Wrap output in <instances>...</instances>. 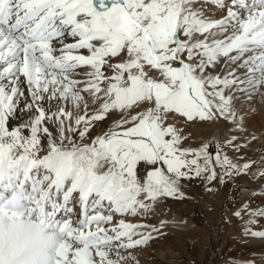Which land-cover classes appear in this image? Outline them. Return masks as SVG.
I'll return each mask as SVG.
<instances>
[{
  "label": "snow or ice",
  "instance_id": "1",
  "mask_svg": "<svg viewBox=\"0 0 264 264\" xmlns=\"http://www.w3.org/2000/svg\"><path fill=\"white\" fill-rule=\"evenodd\" d=\"M262 89L264 0H0V264H138L159 229L126 217L217 179L175 120L244 131L234 102ZM252 163L215 157L222 179Z\"/></svg>",
  "mask_w": 264,
  "mask_h": 264
},
{
  "label": "rangeland",
  "instance_id": "2",
  "mask_svg": "<svg viewBox=\"0 0 264 264\" xmlns=\"http://www.w3.org/2000/svg\"><path fill=\"white\" fill-rule=\"evenodd\" d=\"M108 119L97 124L96 127L92 129L89 137H95L107 130L112 122V120ZM181 119L184 123H187V126L181 130L184 137V145L196 149L202 148L205 145L208 146L207 151L212 156L213 160L211 166L216 168L217 179L213 180L211 183H208L203 178L195 177L190 180H183L180 185V190L185 194L184 198H168L156 203L154 207L170 210V212L173 213L174 219L180 217L183 220H191L194 225V230L200 232V237L195 240L193 238L174 240L172 244L170 243L172 248L169 247L165 249L160 246V243L166 246V244H168V241L165 240L167 235L174 236L176 232L168 231V233L167 231L160 230L162 232H157L152 238L153 240L158 238L156 244L151 245L150 248L149 241L146 245L138 248L149 253H152V249L160 248L164 253L166 250H169L170 252L166 251V253L172 256L169 258V260L172 261H168L167 264H236L237 262L264 264V244H247L240 238V236L244 234L246 221L249 219L248 213L243 212L242 218H237L234 215L237 210H241V206L246 202L250 205L251 209L264 208V201H260L262 204L261 206V204H259L260 202L255 200L252 201L251 198H247V195L250 196L255 193V190L253 191L254 188L250 184L255 182L248 178V173L222 179L223 170L218 165H215V157L227 152V156L235 163L243 164L250 160H246L243 153H240L238 157H235V159H237L234 161V155L239 153V151L237 152L233 148L227 146H225L226 148L220 146L217 124H213L214 127L212 130L216 132L212 133L214 136L210 137L209 134L206 135L201 130L203 124L212 120L187 121L184 118ZM214 120L215 121L212 123H218V119ZM183 122H180L181 125H184ZM89 137H87L84 142H89ZM75 138L78 139V137ZM252 162H254V160H252ZM254 163L251 165H254ZM229 189H234L233 191L236 195L234 199L230 198V200L227 198L226 191ZM241 192L243 193L241 194ZM226 199H228V201ZM140 216L142 219L146 218L145 215ZM258 218V222L255 223L252 228L254 230H264V224H262L263 217Z\"/></svg>",
  "mask_w": 264,
  "mask_h": 264
},
{
  "label": "bare ground",
  "instance_id": "3",
  "mask_svg": "<svg viewBox=\"0 0 264 264\" xmlns=\"http://www.w3.org/2000/svg\"><path fill=\"white\" fill-rule=\"evenodd\" d=\"M208 8L211 11V14L216 16L217 18L222 15V13L218 11H212V5H208ZM153 75L158 76V73H154ZM234 104H235L236 111L239 114H241L243 117L242 127L244 131L237 130V128L233 126V124L226 123L223 118L218 119L217 121L218 123H212L213 121H215L214 119L206 123L204 122L205 124L202 125L201 130L206 135L209 134L210 137L214 136L212 135V133L215 131H213L212 128L214 127L213 124H217L218 125L217 129H219L218 131L219 139L218 140L220 141V146L223 148L226 146L225 141L227 139H231L232 137L237 138L236 143L240 145L246 144V146L240 147L239 153H236L234 155V161L237 159V158L235 159V157H238L240 153H243L246 160H250V162L254 160L255 162L254 165H251V168L247 173H248V178H250L253 182H255V183H250L252 187L254 188L253 191L255 190V193L251 194L250 196L247 194L246 195H247V198L248 199L251 198L252 201L254 200L257 202L264 201V177H258V173L260 171H264V89L258 92H252L251 95H248V94L241 95L238 99L235 100ZM69 108L72 111L73 116L84 114V111L82 109H77L71 105L69 106ZM93 111H95L94 105L89 104L87 114L91 115ZM118 118L119 116L117 113H113L109 117V119L112 121ZM25 120H27L26 116L20 119H17V120L10 121V125L16 126ZM180 122H183L181 118H177L175 120V125L181 131L183 130L185 126H187V123L183 122L184 125H181ZM253 137L255 138L253 139ZM88 139H91V137H89ZM245 153H248V154H245ZM230 190L231 189L226 191L227 196H228L227 198L234 199L236 196L235 192L233 191L234 189H232L231 191ZM242 193L243 192H241V194ZM228 199L226 200L228 201ZM259 204H261V202ZM155 207L154 209L152 208V210L149 211L145 215L146 216L145 219L144 218L142 219L141 216H136V217L128 216L129 218H126V219L129 221H133V222L140 221V222L146 223L147 225L154 226L159 229V231L157 232H162L160 230H164L167 232L168 231L176 232V235L174 236L166 234L167 237L165 240L168 241V244H166V246H164L163 243L162 244L160 243V246L164 247L165 249L166 248L168 249L169 247H171L172 246L171 244L173 243L174 240L186 239V238H193L195 240L196 238L200 237V232L197 230H194V225L191 220L189 219L183 220L180 217H178L177 219H174L173 213L170 212V210L164 209L161 207H158V208H155ZM78 211L79 209H77V212ZM73 219H76V217L73 216ZM257 220H259L258 217H257ZM162 222H163V226L161 227ZM262 224H264V217L262 218ZM253 226L254 224L251 225V227ZM157 232H153L152 236H155L154 234H157ZM240 238L242 241L244 240L247 244H254V243L264 244V238H261V237H252L244 233L240 236ZM157 239L155 238L154 240L153 239L150 240V243H149L150 248H151V245L156 244V242L158 241ZM166 251H169V250H166ZM166 251L164 253V251L160 250L159 248V249H152L151 251L152 253H149V252H144L142 249L136 248L132 252V255L136 257V259L138 260V264H167L168 261L169 262L172 261V260L171 261L169 260V258L172 256L168 255L169 253L167 254ZM150 262H153V263H150ZM236 264H246V263L237 262Z\"/></svg>",
  "mask_w": 264,
  "mask_h": 264
}]
</instances>
